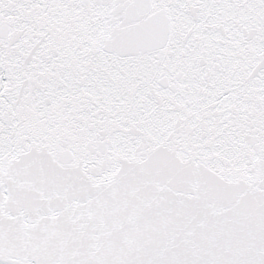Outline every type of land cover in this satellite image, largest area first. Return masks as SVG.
Here are the masks:
<instances>
[{"label": "snow or ice", "instance_id": "6c2138e0", "mask_svg": "<svg viewBox=\"0 0 264 264\" xmlns=\"http://www.w3.org/2000/svg\"><path fill=\"white\" fill-rule=\"evenodd\" d=\"M0 264H264V0H0Z\"/></svg>", "mask_w": 264, "mask_h": 264}]
</instances>
